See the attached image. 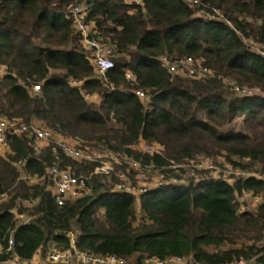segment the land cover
I'll return each mask as SVG.
<instances>
[{
    "label": "trees",
    "instance_id": "obj_1",
    "mask_svg": "<svg viewBox=\"0 0 264 264\" xmlns=\"http://www.w3.org/2000/svg\"><path fill=\"white\" fill-rule=\"evenodd\" d=\"M76 6L112 50L103 76L75 29ZM162 58H189L207 74L171 73ZM0 117L164 178L140 195L120 192L119 176L94 175L95 163L66 157L54 140L35 150L30 131L10 138L0 155V263L63 251L74 236L80 251L125 264H264V0H0ZM141 142L157 152L144 154ZM221 158L240 173L232 183L180 176L183 163ZM52 167L91 193L57 205ZM242 196L259 198L253 211H240Z\"/></svg>",
    "mask_w": 264,
    "mask_h": 264
},
{
    "label": "built area",
    "instance_id": "obj_2",
    "mask_svg": "<svg viewBox=\"0 0 264 264\" xmlns=\"http://www.w3.org/2000/svg\"><path fill=\"white\" fill-rule=\"evenodd\" d=\"M124 2L128 5H140L141 0H124ZM73 20L75 29L81 39V43L84 48L90 51L91 53V62L95 66V70L97 74L103 76L106 72L114 67V63L112 61V50L105 44H103L99 39L94 36V32L91 27L86 25L82 15L80 14V9L76 6L72 10ZM161 62L164 66H166L171 73H175L180 69L185 70V73L194 78H203L207 74L204 69H197L194 66V63L191 59H186L180 61L178 64H171V62L162 58ZM5 72L4 70L2 71ZM126 79L131 80V75L126 73ZM39 86H33L32 92H39ZM135 94L139 98H143L144 95L142 92H135ZM28 131L35 138V147L37 150L36 143L37 142H48L50 140H54L57 147L64 153L66 157L72 158L79 162H91L95 163V167L93 169L94 175H108V172L111 170L110 164H105L102 162L101 156H92L87 154V152H82L80 150H76V148L67 140H64L60 137L53 135L50 131L42 128L39 125H31L27 127L25 125H21L16 121H9L3 117H0V152L4 154L8 151V140L12 137L21 136ZM144 154L152 155L157 152V148L151 145L144 144L142 145V150ZM0 153V154H1ZM107 158L116 164H120L123 162L129 168L137 169L139 168V164L134 162L131 159H120L119 157L108 153ZM205 161L196 165H193L192 168L202 169L203 165L207 164ZM179 168L178 166L173 165L172 168ZM206 170H213V167L208 165L205 167ZM235 174L239 175V172H235ZM48 175L51 177L53 181V191L55 202L57 205H62L66 200L77 199L80 197L87 196L91 193V189L87 186L86 180L83 178L74 177L69 170H62L58 167H52L48 170ZM120 179H123L124 176L121 174L119 176ZM117 191L129 193L130 188L127 184L118 187ZM254 204L257 205L259 203V198H253ZM240 211H244L242 207H240ZM14 246V242L12 239L9 240L7 252H10L12 247ZM148 264H185L186 261L182 258H173L168 260L167 262H161L158 260H148ZM0 264H125V261L119 259L114 256L108 257H100L94 256L85 252L80 251L76 246V240L74 236H70L69 238V247L63 251L57 250H48L43 256L41 253L36 255L33 260L30 262H23L18 260L15 257H12Z\"/></svg>",
    "mask_w": 264,
    "mask_h": 264
},
{
    "label": "rangeland",
    "instance_id": "obj_3",
    "mask_svg": "<svg viewBox=\"0 0 264 264\" xmlns=\"http://www.w3.org/2000/svg\"><path fill=\"white\" fill-rule=\"evenodd\" d=\"M184 1H186L188 3H190V1L193 2V0H184ZM197 65H199V63H197ZM197 65L194 64L196 70L198 68ZM176 73L180 74V75H186L184 68L178 70ZM97 101L98 100H95V102H97ZM47 144H48V142H44V143L43 142H41V143L37 142L36 146L38 149H41L42 147H44ZM142 145H143V142H141L137 146L138 150H140V151L142 150ZM87 154H90L92 156H101L102 162H104L106 165L110 164L111 170L108 172V175L112 174V175H115L117 177V176H120L121 174L125 173L127 175V178L125 177L126 175L123 174L124 178L118 180L119 184L120 185L123 183L127 184L134 192H136V195L142 194V192L145 189L146 190L147 189H153L156 186H160V185L164 184L163 175H161V173H159V172L152 171L150 169L147 171H140L139 168L132 169V168H129L127 166H126L127 169H125L126 171L125 170L121 171L122 168L117 167L119 164H116L115 162H113L107 158L106 152L93 150V151H88ZM216 160L217 161L209 159V161H207L208 163L203 165L202 169H196V170H193V168H192V166L194 164H192V166H191L190 164L183 163L182 167H183L184 172L180 173V176L183 175L182 176L183 181L186 183L189 182L190 180L197 181L200 178L202 179V178H207V177L227 179L228 182L232 183V178H235L238 175L235 174L234 170L232 168H230V166L227 165L222 158L216 159ZM198 161H202V163L205 162L202 159H198ZM199 163H201V162H198L196 164H199ZM208 165L212 166L213 170H206L205 167ZM179 168H181V167H179ZM112 175H111V177H112ZM28 182L33 184L36 182V180L33 178H30L28 180ZM172 182H175V180H172ZM119 184H118V186H120ZM4 200H5V197H4ZM239 203H240V207H242L244 211L251 212L255 209V204H254L253 198H251L249 196L240 197ZM237 264H247V263L239 262Z\"/></svg>",
    "mask_w": 264,
    "mask_h": 264
},
{
    "label": "crops",
    "instance_id": "obj_4",
    "mask_svg": "<svg viewBox=\"0 0 264 264\" xmlns=\"http://www.w3.org/2000/svg\"><path fill=\"white\" fill-rule=\"evenodd\" d=\"M0 153H1V152H0ZM0 155H2V153H1Z\"/></svg>",
    "mask_w": 264,
    "mask_h": 264
}]
</instances>
